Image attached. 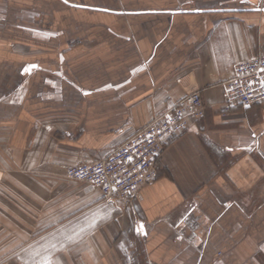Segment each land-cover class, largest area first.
I'll use <instances>...</instances> for the list:
<instances>
[{
    "label": "crops",
    "instance_id": "0c3cea01",
    "mask_svg": "<svg viewBox=\"0 0 264 264\" xmlns=\"http://www.w3.org/2000/svg\"><path fill=\"white\" fill-rule=\"evenodd\" d=\"M257 54L264 0H0V264H264V105L222 89ZM193 91L132 205L67 178Z\"/></svg>",
    "mask_w": 264,
    "mask_h": 264
},
{
    "label": "built area",
    "instance_id": "2783aa9c",
    "mask_svg": "<svg viewBox=\"0 0 264 264\" xmlns=\"http://www.w3.org/2000/svg\"><path fill=\"white\" fill-rule=\"evenodd\" d=\"M264 54L239 60L222 83L225 108L264 105ZM205 116L199 91H193L139 128L101 159L83 161L66 167L71 180L84 182L85 192L100 191L110 201L132 205L141 188L158 176V163L166 144L179 137L192 120Z\"/></svg>",
    "mask_w": 264,
    "mask_h": 264
},
{
    "label": "snow or ice",
    "instance_id": "6c2138e0",
    "mask_svg": "<svg viewBox=\"0 0 264 264\" xmlns=\"http://www.w3.org/2000/svg\"><path fill=\"white\" fill-rule=\"evenodd\" d=\"M33 67H35V66H33ZM25 71H29V69L26 68ZM262 71H264V70H262ZM109 87H110V85H109ZM261 87H264V81H261ZM106 218H107V214L95 216L91 220V222L88 224V227L89 228H95L96 224L98 223V221L100 219H106ZM142 230H143V225H140L137 228V231L141 232ZM84 231H85V228H80L79 233H73L72 235L66 236L65 243L72 242L76 235L83 233ZM64 246H65V244H61L59 247L56 244H52L50 250L49 249L45 250V254L40 259V261L37 262V264H59V262L53 258V252L62 250Z\"/></svg>",
    "mask_w": 264,
    "mask_h": 264
},
{
    "label": "rangeland",
    "instance_id": "374dc122",
    "mask_svg": "<svg viewBox=\"0 0 264 264\" xmlns=\"http://www.w3.org/2000/svg\"><path fill=\"white\" fill-rule=\"evenodd\" d=\"M117 20V21H116ZM130 21H133L132 19H130ZM134 21H137L136 19H134ZM114 24H115V26H117L118 28H121V21H119V19H115L114 20ZM94 31V30H93ZM89 32V31H88ZM106 32V29H105V27L104 26H102L101 24H100V19L98 20V27H97V29H95V31H94V35H96V37H97V40H121V38H117V37H111V35L110 34H106L105 33Z\"/></svg>",
    "mask_w": 264,
    "mask_h": 264
}]
</instances>
